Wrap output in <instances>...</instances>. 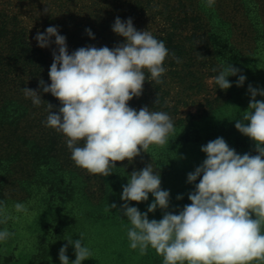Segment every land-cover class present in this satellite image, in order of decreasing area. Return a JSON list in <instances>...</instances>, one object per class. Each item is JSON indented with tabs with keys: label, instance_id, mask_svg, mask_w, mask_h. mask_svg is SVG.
Segmentation results:
<instances>
[{
	"label": "clouds",
	"instance_id": "1",
	"mask_svg": "<svg viewBox=\"0 0 264 264\" xmlns=\"http://www.w3.org/2000/svg\"><path fill=\"white\" fill-rule=\"evenodd\" d=\"M207 3L211 7L214 0ZM112 30L125 42L114 48L80 47L71 54L57 27L50 26L35 37L41 48L48 47L55 37L58 48L48 72L50 85L40 80L43 92L51 93L61 104L57 113L48 103L46 126L64 135L76 166L104 177L112 174L117 162H132L152 145L169 144L175 132L168 113L129 106V101L142 95L147 80L163 82L161 77L167 71L163 65L169 55L164 42L148 30L138 31L131 18L122 21L117 17ZM86 32L93 35L90 29ZM239 72L231 64L223 66L211 82L228 90L232 84L227 78ZM245 80L240 74L236 86H243ZM248 90V109L236 120L235 128L254 142L257 154H238L222 137L202 146L206 159L187 175L188 183L200 178L199 183L188 195L191 203L178 214L167 211L170 192L161 188V176L151 164L130 174L122 186L120 209L131 224L127 236L132 249L145 255L150 246L163 257V264L264 262V101L256 99L264 96V90L251 85ZM23 92L34 105L41 104L36 90L26 87ZM149 194L154 201L147 212L129 206L130 201H148ZM14 207L26 211L22 203ZM116 208L113 203L106 210ZM157 208L164 211L162 219L149 220L148 213ZM11 235L7 229L0 231V242ZM66 240L59 250L60 264H70L69 245L75 250L71 264L90 259L92 253L82 243L83 235Z\"/></svg>",
	"mask_w": 264,
	"mask_h": 264
},
{
	"label": "rangeland",
	"instance_id": "2",
	"mask_svg": "<svg viewBox=\"0 0 264 264\" xmlns=\"http://www.w3.org/2000/svg\"><path fill=\"white\" fill-rule=\"evenodd\" d=\"M87 2L63 0L65 8L57 9L54 22H51L53 18L49 17L48 13L50 4L45 0L31 5H27V0H0V8L20 20L18 23L24 29L23 37L26 40L28 33L30 39L38 44L35 39L37 33H45L50 26L57 27L58 32L65 29L69 22L68 15L65 17L66 13H71V18L79 20ZM52 8L55 9V6ZM129 13L126 15L121 10L116 14L122 21L131 18L138 31L148 30L152 35L158 33L161 23L153 16L152 11ZM51 40L52 43L44 49L53 54L58 48L54 43L55 37ZM115 41L116 46L125 42L124 38L117 34ZM263 61L255 62L253 67L258 66L260 71L264 72ZM179 65L173 64L168 56L163 65L167 69L161 77L163 82L157 84L147 80L140 96L142 107L146 101L155 105L153 108L148 107L151 111H163L170 115L175 132L170 136L169 144L152 145L146 153L142 152L132 162H119L108 177L89 174L72 161L75 169L70 173L69 180L75 187L74 195L65 202L58 201L57 207H51V202L44 199L51 189H37L34 186L27 188V180L22 185L21 181L13 184V178L8 180V184L3 186L4 189H0L3 194L0 201V231L7 229L13 235L0 242V264H60L59 250L67 244L66 239L71 237L76 240L81 235L82 243L92 253L90 259L82 264H163V257L150 246L145 255H141L139 249L130 247L127 231L131 224L120 209L124 203L120 198L122 186L127 184L133 171H139L151 164L154 171L159 172L161 176V188L170 192L167 211L178 214L185 205L191 203L188 195L195 190V183H199L200 178L195 183H188L187 175L194 172L206 159V154L201 151L202 146L222 137L238 154H257L256 151L250 153L239 149L238 146L247 141L254 147L255 144L235 128V122L241 119L243 112L248 109L251 100L249 85L253 88L260 85L257 89L264 90V83L261 84L257 82L258 79L253 80L247 76L240 87L236 86L238 77L229 76L227 79L232 87L221 90L211 82L219 73L214 72L206 61L185 67ZM258 97L264 101V96ZM81 175L85 183L82 182ZM86 185L88 186L85 187ZM79 186L81 189H78ZM177 196L182 198L177 199ZM153 201L154 197L149 194L148 201H130L129 206L137 207L143 213L147 212ZM16 203H22L26 211H16ZM113 203L117 208L106 210ZM62 208L74 217L58 223L60 232L56 237H51L47 233L51 229L48 224L50 215L58 213ZM163 214L164 211L157 208L154 213H148V218L160 220ZM61 219L63 220V217ZM52 243L56 244L52 246ZM66 254L71 264L75 260L72 245L68 246ZM252 264L264 262L253 261Z\"/></svg>",
	"mask_w": 264,
	"mask_h": 264
},
{
	"label": "trees",
	"instance_id": "3",
	"mask_svg": "<svg viewBox=\"0 0 264 264\" xmlns=\"http://www.w3.org/2000/svg\"><path fill=\"white\" fill-rule=\"evenodd\" d=\"M41 1L27 0V5ZM87 1L79 20L66 13L69 22L59 32L66 37L69 54L80 47H116V34L112 30L115 17H119L116 13L122 10L128 15L149 10L161 23L153 36L164 42L176 66L185 67L204 60L219 73L223 66L231 64L240 70L236 77L243 74L264 83V72L258 66L253 67L255 62L264 60V0H214L211 7L207 0ZM45 2L50 4L48 13L54 22L57 9L65 8L63 0ZM18 22L16 16L0 8V140H3L0 142V189L11 178L13 184L21 181L20 185L27 180V188L51 189L44 199L51 202V207H57L58 201L65 202L74 195L75 187L69 175L75 166L64 135L46 126L48 103L53 106V112L58 113L61 107L59 100L51 93H44L40 86V80L46 85L51 83L48 72L53 54L39 47L28 33L26 40ZM86 29L93 35L89 36ZM26 87L40 94L39 106L25 96ZM140 98L134 97L129 106L142 107ZM144 106L155 105L145 101ZM238 147L243 152H255L254 145L248 141ZM82 182L85 183L84 178ZM2 196L0 193V201ZM73 217L64 208L50 215L51 229L47 233L56 237L60 232L58 223Z\"/></svg>",
	"mask_w": 264,
	"mask_h": 264
}]
</instances>
